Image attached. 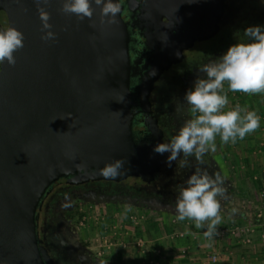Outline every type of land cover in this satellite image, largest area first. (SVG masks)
<instances>
[{"label":"water","instance_id":"obj_1","mask_svg":"<svg viewBox=\"0 0 264 264\" xmlns=\"http://www.w3.org/2000/svg\"><path fill=\"white\" fill-rule=\"evenodd\" d=\"M62 0H0V31L23 33L15 65L0 66V264H46L37 208L50 185L96 174L115 159L145 174L151 142L135 141L129 36L120 13L102 22L61 11ZM54 39L44 40L39 8Z\"/></svg>","mask_w":264,"mask_h":264},{"label":"flooded vegetation","instance_id":"obj_2","mask_svg":"<svg viewBox=\"0 0 264 264\" xmlns=\"http://www.w3.org/2000/svg\"><path fill=\"white\" fill-rule=\"evenodd\" d=\"M121 18L129 36L130 108L133 139L151 142V163L142 176L121 174L115 179L100 173L72 174L50 185L37 208L38 245L46 264H107L81 256L85 245L71 227L67 212L97 201L152 203L175 213L181 186L200 168L223 179L221 208L227 209L234 186L210 153L203 163L189 157L180 168L178 158L167 167V154L153 152L157 143L169 142L183 123L194 118L184 102L198 69L217 60L231 44L246 43L243 30L264 25V0H119ZM232 187V188H231ZM232 190V191H231ZM226 205V206H225ZM225 206V207H224Z\"/></svg>","mask_w":264,"mask_h":264},{"label":"clouds","instance_id":"obj_3","mask_svg":"<svg viewBox=\"0 0 264 264\" xmlns=\"http://www.w3.org/2000/svg\"><path fill=\"white\" fill-rule=\"evenodd\" d=\"M38 4H47L48 0H36ZM100 9L102 22L115 23L121 12L119 0H62L61 11L74 15L79 20L91 18L94 9ZM44 40L55 38L48 23L49 14L45 8L38 9ZM246 43H235L215 61H210L198 69L192 86L186 89L183 100L190 107L194 118L185 121L182 127L167 143H157L153 152L166 155L165 164L172 167L178 158L179 167L189 166V157L203 163V157L209 151H215L216 138L224 144L243 140L247 134L260 126V117L255 111H247L237 105L225 111L229 102L224 92L243 94L264 93V25H250L243 30ZM24 36L19 30L9 26L0 31V66L5 62L15 65L14 53L23 47ZM125 169L124 159H115L106 163L99 173L105 178L115 179ZM223 179L219 173L209 175L200 168L195 169L181 186L175 201L176 219L190 220L196 229L206 228L203 235L211 239L221 223L220 198L224 196Z\"/></svg>","mask_w":264,"mask_h":264},{"label":"rangeland","instance_id":"obj_4","mask_svg":"<svg viewBox=\"0 0 264 264\" xmlns=\"http://www.w3.org/2000/svg\"><path fill=\"white\" fill-rule=\"evenodd\" d=\"M224 92L229 99L225 111L239 105L247 111H255L260 122L264 123V93H233L228 91L227 83ZM260 131L259 126L235 143L224 144L217 137L215 151H209L223 173L229 176L234 188L240 189L244 194H231L226 203L229 213L225 208L220 209L221 223L216 226L217 232L211 239L203 235L206 228L196 229L194 222L190 220L178 221L177 214L160 210L159 207L153 208L150 202L129 204L97 201L83 204L81 211L84 216L79 222L71 224L77 238L86 247L85 252L80 248L81 256L88 259L93 255L107 264H224L229 262L228 257L234 245L245 249L253 246L259 239L261 241L262 232L259 236H250L249 243L245 242L247 232L244 233L246 228L253 227L251 219L255 214L263 213L261 199L264 198V188L258 186L260 182H256L260 170L264 168L263 135L257 133ZM245 193L251 196L249 198H252L254 205L245 202ZM255 205L260 208L255 209ZM234 212H242L244 216L240 217L237 224L231 221L234 219ZM138 239H141L142 246L135 244ZM163 239H169L168 241L177 245L170 249L161 243ZM190 243L198 245L199 254L196 250L193 253L192 248L185 245ZM184 247L187 249L184 250ZM214 253L222 257V260L211 263L209 256Z\"/></svg>","mask_w":264,"mask_h":264},{"label":"crops","instance_id":"obj_5","mask_svg":"<svg viewBox=\"0 0 264 264\" xmlns=\"http://www.w3.org/2000/svg\"><path fill=\"white\" fill-rule=\"evenodd\" d=\"M260 129H261V131L257 132V133H260V135H263L261 137L263 138V141H264V123L263 122H260ZM262 146H264V144ZM259 173L260 174L257 176L256 182H260V185H258V186L264 188V168L261 169ZM252 204L254 205V203H252ZM261 204H262L261 208L263 207V209H262L263 213L262 214L264 215V198L261 199ZM255 207H256V205H255ZM258 208H260V206L256 207L255 209L258 210ZM263 215H262V218L264 219ZM262 218H260V220L256 223L252 222L254 231L251 233V236H259V234L262 232L261 241H259L260 240L259 239L258 241H256L253 244V246H251L250 248H245V249L240 247L239 245H234V246L232 245L233 248H232V251H230V255L228 257L230 259H229V262H226L227 264H264V229L262 228L261 223H260ZM252 220H253V218L251 219V221ZM136 233H137V235L139 234V232H136ZM154 238H156V237H154ZM168 240L167 241L164 240L161 243H163V245H167L168 248H170V249L173 245H177V244H174V242L168 241ZM230 242H233V240H231ZM235 242H237V241H235ZM182 245H184V244H182ZM185 245H189L190 248H192L193 253L195 252L194 250H196L197 252L199 251V247L197 244L190 243V244H185ZM185 248L187 249V247H184V250H186ZM172 250L174 251L176 249H172ZM189 250H191V249H189ZM170 252L174 253L172 251H170ZM124 253L125 252L123 251V254ZM198 254H199V252H198ZM219 260H222V257L219 256ZM226 263H224V264H226Z\"/></svg>","mask_w":264,"mask_h":264},{"label":"trees","instance_id":"obj_6","mask_svg":"<svg viewBox=\"0 0 264 264\" xmlns=\"http://www.w3.org/2000/svg\"><path fill=\"white\" fill-rule=\"evenodd\" d=\"M232 188V187H231ZM232 191V190H231ZM233 193L231 194H235L237 196H244L243 192L239 189V190H236L235 188H233ZM250 195H247V193H245V202L247 204H251L252 203V199L249 198ZM252 200V201H251ZM230 209L227 207V209L225 210L226 212H228ZM229 213V212H228ZM232 213V212H231ZM235 212L233 213V217L234 219L231 220L232 223L233 221L235 222V224H237L240 220V217H243V213L242 212H239V213H236L235 216H234ZM66 216L72 220H74L75 222H79V220H81V218L84 216V213L82 211H78L77 209L73 210V211H70V212H67L66 213ZM260 220V218H257L256 216L253 217V220L252 222H258Z\"/></svg>","mask_w":264,"mask_h":264},{"label":"built area","instance_id":"obj_7","mask_svg":"<svg viewBox=\"0 0 264 264\" xmlns=\"http://www.w3.org/2000/svg\"><path fill=\"white\" fill-rule=\"evenodd\" d=\"M255 216L257 217V218H262V214L260 213V212H257L256 214H255ZM130 218H134L133 216H130ZM261 226L262 227H264V219L262 218V220H261ZM254 231V229H253V227H248V228H246L245 230H244V233L245 232H247V233H245V236H246V238H245V242H247V243H249V242H251V233ZM136 245H138V246H142V242H141V239H138L137 240V242L135 243ZM123 246H124V244H122ZM156 252H158L159 253V250H157ZM209 259L211 260L210 262L211 263H215L216 261H218L219 260V256H218V254H216V253H214V254H212V255H210L209 256ZM150 263H152V260H150Z\"/></svg>","mask_w":264,"mask_h":264}]
</instances>
